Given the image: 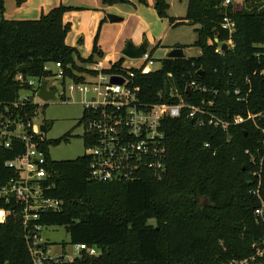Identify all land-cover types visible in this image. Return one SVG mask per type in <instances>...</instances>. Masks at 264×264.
<instances>
[{
    "label": "trees",
    "instance_id": "1",
    "mask_svg": "<svg viewBox=\"0 0 264 264\" xmlns=\"http://www.w3.org/2000/svg\"><path fill=\"white\" fill-rule=\"evenodd\" d=\"M22 1L16 0L17 5ZM125 1L102 0L105 4ZM137 2L145 4L146 0ZM222 2L187 0L182 19L198 24L194 45L200 55L161 60V68L141 81L143 100L158 101L157 92L163 89L162 101L175 102L168 99L174 83L190 103L213 96V110L223 118L264 111V0H243L240 9ZM168 7L165 0H154L157 15L175 26L178 22L168 17ZM70 8L61 4L36 19H6L4 0H0V120L27 123L39 107L30 102L14 105L28 90L25 82L16 80L17 75L24 81L45 79L52 71L44 66L54 62L76 82L84 80L83 74L94 73L86 64L103 56L96 42L87 58L66 42L70 23L63 15ZM224 16L235 22L233 47L219 55L213 40L229 37L220 26ZM75 55L85 65H76ZM167 72L173 77L168 78ZM190 79L209 91L185 93L183 81ZM263 126L264 120L257 119L222 130L197 126L184 115L165 118L166 172L159 180L145 171L133 181L95 182L88 176L87 157L52 160L49 147L60 139H46L41 144L49 174L45 192L62 205L59 210L39 213L34 222L41 227H67L70 244L84 243L97 250L95 255L81 251L71 262L75 264H228L249 258L254 244L264 247V213L262 219L254 214L264 204V166L254 165L245 150L259 146ZM5 140L8 147L2 144ZM23 151L20 139L0 134V188L15 176L5 163ZM201 196L206 201L199 205ZM0 210L6 212L0 222V264H33L22 203L14 197L0 198ZM47 245L44 242L38 248L45 252Z\"/></svg>",
    "mask_w": 264,
    "mask_h": 264
},
{
    "label": "built area",
    "instance_id": "2",
    "mask_svg": "<svg viewBox=\"0 0 264 264\" xmlns=\"http://www.w3.org/2000/svg\"><path fill=\"white\" fill-rule=\"evenodd\" d=\"M237 0H223V6H229ZM221 28L228 32V39L216 43L215 52L219 55L225 51L221 46L226 44L227 50L233 47L232 34L235 30V22L228 16L222 18ZM209 44L212 42L209 40ZM135 60L140 64L125 68L121 64L113 67V62L104 65L101 58L95 59L90 63L88 70L93 74H83V81L76 82L68 77L62 65L54 62L45 65V70H51L49 77H30L24 81L19 74L16 80L25 82L28 87L24 95L19 96L15 106L30 102L32 104L44 105L45 101L38 97L40 86L46 83L47 91H54V102H70L71 95L79 92L83 95V112L79 120L82 126L81 138L84 145L82 156L87 157L89 162V179L95 182L106 181H133L141 177L148 171L155 179H161L166 172L164 145V133L162 123L165 118H174L184 115L191 119L197 126H212L222 130H228L230 126L239 125L248 120L255 122L257 119L264 120V111L257 113H246L245 115L235 114L229 118H223L213 109L216 105L213 96H203L196 103L186 100L174 83L168 91V99H175V102L162 101L164 90L157 92L158 101L146 102L141 94V81L145 75L156 72L161 68L154 67V59L151 53L146 51ZM264 74V71L261 72ZM167 77L172 78V74L167 72ZM112 78H119L122 81L115 82ZM185 93L192 94L197 91L202 94L209 91L205 86H201L195 79L183 81ZM217 90H212L213 95H217ZM239 91L234 90L238 96ZM237 99H241L237 97ZM39 100L40 102H38ZM37 107L34 116L38 114ZM33 116V117H34ZM27 123L22 121L15 122L9 119L0 120V134L4 137L14 136L24 144L22 154L5 163L6 166L15 171V176L0 188V198L9 200L14 197L23 205V223L28 228V239L30 252L33 256V264H63L72 261L79 256L81 251L89 254H97V250L88 247L84 243L72 244V250L76 256H55L48 257L45 252H41V226L34 221L39 213L59 210L62 201L58 198L46 194L49 189L48 171L46 165V150L41 144L46 140L40 128L36 131L33 128L32 119ZM15 124L13 131L6 129ZM262 138L259 146L255 150H245L249 155L250 161L258 168L264 166V126L260 127ZM4 147L9 146L5 140ZM205 143V147H208ZM258 174V171H254ZM0 215L4 220L5 211L0 210ZM264 204L254 210L255 216L262 219ZM264 242H262L263 244ZM254 254L245 259L232 260L228 264H264V247L254 244Z\"/></svg>",
    "mask_w": 264,
    "mask_h": 264
},
{
    "label": "rangeland",
    "instance_id": "3",
    "mask_svg": "<svg viewBox=\"0 0 264 264\" xmlns=\"http://www.w3.org/2000/svg\"><path fill=\"white\" fill-rule=\"evenodd\" d=\"M33 0H27L24 4L17 5L16 0H4V12L2 16L4 18L9 17L8 19H16V16H13L17 12H22L25 10V5L31 4ZM154 0H146L145 4H153ZM169 4L167 9L168 17H173L178 22L173 26L167 17L162 18L164 20L158 19V22L154 27L159 31H164L165 35L158 38L156 34L152 31V27H147L142 30L143 39L147 41V50L151 53V57L154 59V67H159L161 60L165 58L166 54V45L172 42L178 43L182 46L183 52L186 57H198L200 55L199 47L194 45V42L197 38L196 28L198 24H187V21H184L182 18L185 16L187 0H165ZM129 4L128 2H123V4ZM134 4H137V0H133ZM67 6V5H64ZM243 6V0H237L233 8L240 9ZM74 11L73 8H70L66 11L68 14V19L70 18V12ZM19 17V16H18ZM27 18L22 19H36L40 17L27 15ZM18 20V19H17ZM108 20V19H107ZM70 21V29H72V22ZM101 22L97 24L96 30L92 37L91 43V52L93 49L94 41L96 42L97 47L102 52V55H106L108 52L106 49H101L98 44V38H100V28ZM161 26V27H160ZM157 31V30H156ZM154 35V36H153ZM77 47V46H76ZM75 47V48H76ZM77 50V49H76ZM116 50V49H114ZM78 51V50H77ZM118 53V52H117ZM91 54V53H90ZM90 54L84 55L80 54L81 57L87 58ZM121 55V54H120ZM119 54L112 57V62L115 63L120 59ZM103 57V56H102ZM74 61L76 65L83 66L82 63L76 55L74 56ZM140 64L139 60L125 58L122 60L121 65L125 68L134 67ZM108 65V64H107ZM90 64H86V67H89ZM24 95L21 93L20 96ZM40 102L39 100H37ZM83 95L79 92H74L71 95L70 102H61L60 100L54 102H45L46 106L40 105L38 109V114L33 117L32 123L33 128L37 131L39 126L42 123L51 121L52 126L50 129L43 132V136L48 140L60 139V142L56 145H50L49 147V156L52 160H69L75 159L78 156H81L84 153L83 140L81 138L82 126L79 123V120L82 117L83 112ZM69 134V139L67 141L62 140L61 138ZM1 214V213H0ZM6 218V213L4 215V220ZM3 220V221H4ZM151 223H154L153 219L149 220ZM41 242H46L45 255L48 257H55L64 255L65 256H76L74 250H72V244L69 242V237L63 226L50 225L42 227L40 230ZM74 260V259H73ZM72 260V261H73ZM72 261L64 262L63 264H75L71 263Z\"/></svg>",
    "mask_w": 264,
    "mask_h": 264
},
{
    "label": "crops",
    "instance_id": "4",
    "mask_svg": "<svg viewBox=\"0 0 264 264\" xmlns=\"http://www.w3.org/2000/svg\"><path fill=\"white\" fill-rule=\"evenodd\" d=\"M26 2L27 0H24L23 3ZM126 2L129 4H123V2L105 4L102 0H33L31 4L25 5L24 11L17 12L13 16H16V19L27 18L25 17L27 15L38 16L61 4L73 8L74 11L70 12L69 19L66 12L63 15L64 21L70 23L69 20H71L72 22V29L67 34L66 42L73 47L77 46L78 53L84 55L91 53L92 37L97 24L101 22L98 44L101 49H106L108 52L101 57L102 63L107 65L112 62V57L121 54L120 51L127 40H131L136 45L142 43L144 28L152 27V31L158 38L165 35L164 31H159L154 27L160 22L158 19H162L154 9V1L151 5L134 4L133 0H126ZM109 13L116 15L119 19L107 20L106 15ZM177 45L179 44L174 41L167 44L165 50L168 51Z\"/></svg>",
    "mask_w": 264,
    "mask_h": 264
},
{
    "label": "water",
    "instance_id": "5",
    "mask_svg": "<svg viewBox=\"0 0 264 264\" xmlns=\"http://www.w3.org/2000/svg\"><path fill=\"white\" fill-rule=\"evenodd\" d=\"M107 19L109 21H115L116 19H119V17H117L114 14H107L106 15ZM187 24H193L192 21H187ZM222 50H227V46L225 43L222 44L221 46ZM147 49V41L144 40L142 43L136 45L134 44L131 40H127L123 46V48L121 49L120 53L123 57H127L130 59H136L139 58ZM185 54L183 52L182 47H180L179 45L174 46L172 48H170L166 54H165V58H185ZM112 81L115 82H121L122 80L119 78H112ZM38 97L47 102L48 100H54V91H47L46 90V83L43 82L40 86L39 92H38ZM52 126V122H46V123H42L39 128L41 132H44L48 129H50ZM15 128V124H12L11 126H9L6 130L11 132L13 131V129ZM199 199V205H201L202 203H204L206 201V197L201 196L198 198ZM65 231L67 230V227H64ZM39 246H43V243H40Z\"/></svg>",
    "mask_w": 264,
    "mask_h": 264
},
{
    "label": "clouds",
    "instance_id": "6",
    "mask_svg": "<svg viewBox=\"0 0 264 264\" xmlns=\"http://www.w3.org/2000/svg\"><path fill=\"white\" fill-rule=\"evenodd\" d=\"M0 219H2V215H0Z\"/></svg>",
    "mask_w": 264,
    "mask_h": 264
}]
</instances>
